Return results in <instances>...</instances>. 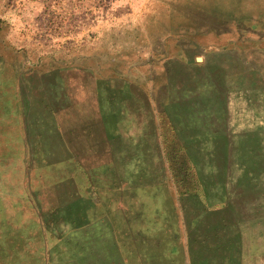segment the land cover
<instances>
[{
	"label": "rangeland",
	"instance_id": "rangeland-1",
	"mask_svg": "<svg viewBox=\"0 0 264 264\" xmlns=\"http://www.w3.org/2000/svg\"><path fill=\"white\" fill-rule=\"evenodd\" d=\"M0 264H264V0H0Z\"/></svg>",
	"mask_w": 264,
	"mask_h": 264
},
{
	"label": "water",
	"instance_id": "water-1",
	"mask_svg": "<svg viewBox=\"0 0 264 264\" xmlns=\"http://www.w3.org/2000/svg\"><path fill=\"white\" fill-rule=\"evenodd\" d=\"M198 76H196V77H194V90H196V92H201L200 90H198L197 88H195V87H197L198 86V82H199V79L197 78ZM228 131H230L231 129H227ZM118 185H120V186H127L128 184H127V182H125V181H119L118 182Z\"/></svg>",
	"mask_w": 264,
	"mask_h": 264
},
{
	"label": "trees",
	"instance_id": "trees-1",
	"mask_svg": "<svg viewBox=\"0 0 264 264\" xmlns=\"http://www.w3.org/2000/svg\"><path fill=\"white\" fill-rule=\"evenodd\" d=\"M121 186L120 185H118V189L120 188ZM121 190V189H120ZM173 263V262H172Z\"/></svg>",
	"mask_w": 264,
	"mask_h": 264
}]
</instances>
